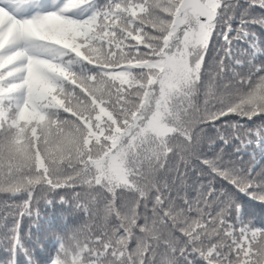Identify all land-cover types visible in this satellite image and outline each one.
<instances>
[{
    "label": "snow or ice",
    "instance_id": "obj_1",
    "mask_svg": "<svg viewBox=\"0 0 264 264\" xmlns=\"http://www.w3.org/2000/svg\"><path fill=\"white\" fill-rule=\"evenodd\" d=\"M257 29L264 0H0V264H264Z\"/></svg>",
    "mask_w": 264,
    "mask_h": 264
},
{
    "label": "trees",
    "instance_id": "obj_2",
    "mask_svg": "<svg viewBox=\"0 0 264 264\" xmlns=\"http://www.w3.org/2000/svg\"><path fill=\"white\" fill-rule=\"evenodd\" d=\"M253 14L254 15H259L258 12H254ZM257 33H258L259 36H264V30L257 29ZM251 123L252 122L250 121L249 124L251 125ZM245 159H248V157H245ZM257 159L260 160V163L257 164V166H256L257 167V170H259L261 168V165H264V158H261L260 157L259 152H257ZM238 199H239V201L241 203V207L242 208H243V206L245 204H248V206L250 208L256 209V214L255 215L248 216L246 218L247 219H253L254 221H257L258 222V220H259V211L258 210H259L260 207H264V205H259L258 202L255 201V200H249V198L247 196L243 195V194H238ZM50 211H51V209H49V208H42L41 219H45L46 217H45L44 214L45 213H48ZM35 231H36V229H33V232H35ZM34 250H40V249L37 248V249H34ZM4 255L5 254L2 251H0V258H3ZM18 264H23L22 258H20L18 260Z\"/></svg>",
    "mask_w": 264,
    "mask_h": 264
}]
</instances>
